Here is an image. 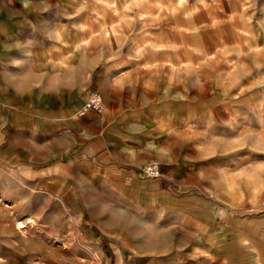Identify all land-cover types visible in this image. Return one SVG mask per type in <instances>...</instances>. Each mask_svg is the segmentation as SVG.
<instances>
[{
	"label": "rangeland",
	"instance_id": "1",
	"mask_svg": "<svg viewBox=\"0 0 264 264\" xmlns=\"http://www.w3.org/2000/svg\"><path fill=\"white\" fill-rule=\"evenodd\" d=\"M60 25L31 52L59 54L63 71L90 59L86 90L113 70L105 111L172 98L188 117L151 144L173 161L168 178L134 167L164 195L103 198L100 183L79 218L54 198H0V264H264V0H68Z\"/></svg>",
	"mask_w": 264,
	"mask_h": 264
},
{
	"label": "crops",
	"instance_id": "2",
	"mask_svg": "<svg viewBox=\"0 0 264 264\" xmlns=\"http://www.w3.org/2000/svg\"><path fill=\"white\" fill-rule=\"evenodd\" d=\"M64 1L0 0V198L11 206L36 207L54 198L79 218L90 205L89 191L100 183L103 198L117 190L132 203L126 192L139 188L145 199L164 195L165 187L139 180L134 167L141 169L148 156L155 159L151 144L163 147L173 126L187 119V106L172 98L131 105L122 97L117 104L107 99L106 111L103 99L101 114L79 115L87 92L107 93L114 72L105 70L96 87L86 90L85 78L93 73L90 59L78 54L79 63L63 71L59 54L31 52L35 46L43 49L42 37L53 40L60 31ZM67 58L71 62L72 56ZM159 163L158 181L173 173V161Z\"/></svg>",
	"mask_w": 264,
	"mask_h": 264
},
{
	"label": "built area",
	"instance_id": "3",
	"mask_svg": "<svg viewBox=\"0 0 264 264\" xmlns=\"http://www.w3.org/2000/svg\"><path fill=\"white\" fill-rule=\"evenodd\" d=\"M103 98L97 90H89L86 98L78 110L79 115L93 111L98 114L103 113ZM141 174L147 178L157 179L161 176L160 163L156 159H151L148 163L141 166Z\"/></svg>",
	"mask_w": 264,
	"mask_h": 264
}]
</instances>
